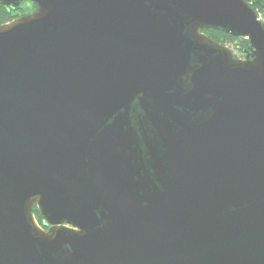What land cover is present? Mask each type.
Here are the masks:
<instances>
[{"label": "water", "instance_id": "95a60500", "mask_svg": "<svg viewBox=\"0 0 264 264\" xmlns=\"http://www.w3.org/2000/svg\"><path fill=\"white\" fill-rule=\"evenodd\" d=\"M0 2L33 5L0 24V264H264L246 0Z\"/></svg>", "mask_w": 264, "mask_h": 264}, {"label": "trees", "instance_id": "16d2710c", "mask_svg": "<svg viewBox=\"0 0 264 264\" xmlns=\"http://www.w3.org/2000/svg\"><path fill=\"white\" fill-rule=\"evenodd\" d=\"M246 1L251 5V7L257 12L258 15L260 14L264 15V0H246ZM22 14L25 13L21 12L19 6L6 5L0 2V24L8 22ZM202 32H204L207 36H209L210 38H212L216 42H219L222 45L226 44V42H231V41L236 42L237 43L236 48L241 51V54L244 53V49L248 46V40L246 38L234 37L222 32L221 30L207 29V30H202ZM34 214L35 216H38L37 217L39 219L38 222L42 224L43 219L36 207H34Z\"/></svg>", "mask_w": 264, "mask_h": 264}, {"label": "rangeland", "instance_id": "374dc122", "mask_svg": "<svg viewBox=\"0 0 264 264\" xmlns=\"http://www.w3.org/2000/svg\"><path fill=\"white\" fill-rule=\"evenodd\" d=\"M259 17L264 21V15L260 14ZM236 44H237L236 42L231 41V42H226V44L224 45L230 48L236 57H241L242 56L241 51L236 48ZM35 217L37 221H39V219L37 218L38 216H35Z\"/></svg>", "mask_w": 264, "mask_h": 264}, {"label": "flooded vegetation", "instance_id": "af4514ba", "mask_svg": "<svg viewBox=\"0 0 264 264\" xmlns=\"http://www.w3.org/2000/svg\"><path fill=\"white\" fill-rule=\"evenodd\" d=\"M32 6H33L32 4H26V3H23V4H21V6H19V7H20V9H21V12H23V13H29V12L32 11V9H33ZM234 55H235V54H234ZM244 56H245V53H243L241 57H244ZM42 227H43L44 229H47V228H48V225H46L45 223H43Z\"/></svg>", "mask_w": 264, "mask_h": 264}]
</instances>
